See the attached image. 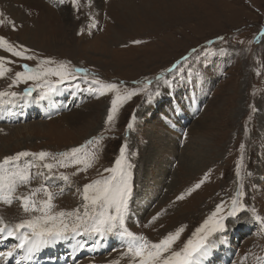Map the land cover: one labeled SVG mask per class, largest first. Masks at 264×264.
<instances>
[{
    "label": "rangeland",
    "instance_id": "obj_1",
    "mask_svg": "<svg viewBox=\"0 0 264 264\" xmlns=\"http://www.w3.org/2000/svg\"><path fill=\"white\" fill-rule=\"evenodd\" d=\"M50 1L66 19L59 0ZM65 1L66 32L53 42L47 38L42 47L31 36L23 43L19 37L38 31L42 11L32 20L27 13L9 19L11 8L0 3L5 8L0 37L25 46L32 57L21 59L0 49L4 67L11 69L0 78V91L18 94L0 101V163L19 152L50 154L43 160L21 158L30 181L13 194L41 189L31 196L39 207L48 199L42 190L47 185L53 213L79 209L83 215L84 185L109 178L112 173L105 170L121 159L134 185L125 216L129 231L156 243L183 227L172 246L179 250L221 205L217 219L225 218L226 230L209 237L215 243L201 264H264V0H128L129 6L127 0H80L78 11ZM44 60L54 63L40 65L41 70L64 64L74 76L57 83L49 75L47 82L56 90L44 99L40 96L48 83L43 79L9 87L22 65L36 69ZM93 79L118 88L101 95ZM53 96L60 110L45 103ZM117 96L114 118L106 123ZM76 114L84 120L75 119ZM73 148L81 149V158L95 154L86 170L84 164L60 166L65 162L60 153ZM183 162L194 169H184ZM234 198L245 205L237 218L228 216ZM12 201L3 204L6 213L0 209L5 225L42 215L25 213L17 197ZM18 243L0 236V252ZM56 243L31 258L16 249L12 257L0 256V264H135L115 235Z\"/></svg>",
    "mask_w": 264,
    "mask_h": 264
},
{
    "label": "snow or ice",
    "instance_id": "obj_2",
    "mask_svg": "<svg viewBox=\"0 0 264 264\" xmlns=\"http://www.w3.org/2000/svg\"><path fill=\"white\" fill-rule=\"evenodd\" d=\"M59 2L63 4L65 0H59ZM79 3L80 0H71L74 10H79L77 7ZM89 4H91V0H89ZM0 15L3 14L0 13ZM3 22V20H0V24ZM13 29H15V22H13ZM0 49H4L12 56L21 59H32V57L26 55L28 49L25 46L9 44L3 37H0ZM8 63L12 62L9 61ZM52 63L54 62L51 60L41 61L36 69L30 68L27 64L22 65L23 70L15 73V77L9 87H14L21 82L27 83L28 81H40L42 79L45 83H48L46 78L49 75L56 76L58 78L57 83H64L66 79L74 76V73L65 70L66 66L64 64H60L58 69L48 68L41 70L40 65ZM4 65L5 59L0 57V78L6 72L11 71L10 68H5ZM91 83L98 86L94 90L99 91L101 95L105 94L106 91H113L118 88L116 84H103L97 79H93ZM76 87H79V85H76ZM55 90V85L48 83V91L44 92L40 99H44L49 93L55 92ZM133 94L131 92L127 93L124 98H129ZM17 95L16 92L0 91V101L5 96L16 97ZM24 95L30 96L31 91L25 89ZM120 99L121 97L117 96L116 99L112 100V107L109 110L106 123L113 120ZM131 127L132 124L129 123L128 128ZM80 152V148H73L70 152L60 153V156L65 157V162H62L60 166L68 167L69 164H84L86 170L87 167L91 166V160L95 158V154L91 153L81 158L79 156ZM123 153L124 150L122 148L121 156H123ZM30 155L43 160L50 154L46 152L37 154L19 152L13 157H5L4 161L0 163V202L11 204L12 194L16 188L20 184L30 181L29 169L21 167L19 164L22 157ZM53 158L55 159V157ZM115 164L116 167L105 170L112 173L109 178L84 185L83 200L85 203L83 207L85 211L83 215L79 213V209L73 212L60 211L53 213L51 211L53 197L48 191L47 185H44L42 190L46 193L48 199L41 202L39 207H37L35 201L31 200V196L41 189L33 190L30 195L17 197L25 213L38 211L42 215L24 219L14 226L5 225L4 221L0 219V236L15 237L19 241L13 249L0 252V256L12 257L16 249H20L25 251L26 258H31L42 247L58 241L73 239L77 236H95L99 240H104L109 235H115L121 240L127 254L130 255L135 264H201L203 258L208 255L209 250L215 243L209 240V237L217 232L222 233L226 230L225 218L217 219L222 206L217 205L216 210L195 230L194 238L188 239L179 250H173L172 246L179 240L183 227L173 233H169L159 242L150 243L144 236L132 233L125 226V216L128 212L134 185L130 175L125 171L122 160L117 159ZM44 167L51 170L54 165L44 164ZM60 178L65 182L68 181L67 176H61ZM199 186V184L196 185V187ZM90 189L92 190L91 196L89 195ZM242 195L243 193H237V197ZM178 199H182V197H178ZM244 207L245 205L239 204L238 199L234 198L232 209L228 216L237 218L238 209ZM156 219L157 217H153L152 221ZM257 219L260 218L257 217ZM152 221H149V223H152ZM260 222L264 224V219H261ZM78 247L82 248L83 245L78 244ZM166 253H169V255H165ZM17 264H20V261H17Z\"/></svg>",
    "mask_w": 264,
    "mask_h": 264
},
{
    "label": "bare ground",
    "instance_id": "obj_3",
    "mask_svg": "<svg viewBox=\"0 0 264 264\" xmlns=\"http://www.w3.org/2000/svg\"><path fill=\"white\" fill-rule=\"evenodd\" d=\"M0 3L1 4H7L11 8L10 14H9L10 16L8 17L9 19H11V18L12 19H20L24 13H27V15H29L31 20H32V18H35L37 16L39 10L42 11L43 18L35 24L36 26H38V31L34 32V33L23 34V35L19 36V37L22 38V43L24 41L23 40L24 37L28 38V37L31 36V38L33 40H37L38 43H40V47H42L45 44V41H46L47 38H49L50 41H52L55 38L56 39L61 38V36L64 35L65 32H66L67 22L70 21V16L68 14V10H69L68 6L69 5L67 4V1H65L62 4L63 10L66 13V17H67L66 19H65V17L62 18V15H60L61 13H59L60 11L58 12L54 8L55 4L52 1H50V0H0ZM121 4H124L123 1H121L120 3L119 2H113V3L110 4V5H112V7H108V10L112 11L113 8H116V6H119ZM57 5H58V3H57ZM126 5L129 6L130 5V1L127 0ZM131 7H132V4H131ZM4 9L2 7L0 8V13L3 14V15H0V20L4 21L3 24L5 23V16H4L5 12H4ZM119 19L120 18H118V20ZM33 23H34V21H33ZM114 33L116 35H118V34H120V31L118 29H116V30H114ZM16 36H18V35H16ZM50 41H48V42L50 43ZM45 103L48 104L50 107L53 105V110H60V109H58L59 108V103L55 101L54 96L52 98L51 97L47 98L45 100ZM76 113H80V112H76ZM69 116H70V114L65 115V116H63V119L67 121ZM74 117H75V119H78L79 121L80 120L81 121L84 120V116L82 114H76ZM41 126H42V124H41ZM39 130H37V132H39ZM22 131H25V129L22 130ZM53 134L57 135V136L61 135V134L58 133V131L53 132ZM15 135H18V133H16ZM60 139H61V137H60ZM0 150H2V147H1ZM14 150H16V147L12 148V151H14ZM153 155H154V153H153ZM183 163L184 164L182 166H183L184 169L187 170L189 167H190V169H194L192 167L193 165L191 166V164H189V162H187V163L183 162ZM14 196L18 197L17 194H12V200H14V198H16ZM0 203L2 204V206L0 207V209L2 210V207H4L3 204H7V203H3V202H0ZM12 203H13V201H12ZM2 211H3V213H6L4 210H2ZM4 236H6V235H4ZM57 245L58 244L55 242V244L52 243L49 246H47V249H45L44 247H42L41 249L42 250L44 249L45 251H50L48 248H50L52 250ZM42 257L43 256L41 255L40 258H42Z\"/></svg>",
    "mask_w": 264,
    "mask_h": 264
}]
</instances>
